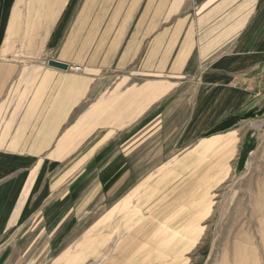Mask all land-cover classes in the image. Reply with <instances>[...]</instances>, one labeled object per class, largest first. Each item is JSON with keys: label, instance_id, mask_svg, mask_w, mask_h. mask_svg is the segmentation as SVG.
Masks as SVG:
<instances>
[{"label": "crops", "instance_id": "1", "mask_svg": "<svg viewBox=\"0 0 264 264\" xmlns=\"http://www.w3.org/2000/svg\"><path fill=\"white\" fill-rule=\"evenodd\" d=\"M21 1L0 0V264H188L244 154L240 123L211 130L264 107V0H44L42 57L13 53Z\"/></svg>", "mask_w": 264, "mask_h": 264}, {"label": "rangeland", "instance_id": "2", "mask_svg": "<svg viewBox=\"0 0 264 264\" xmlns=\"http://www.w3.org/2000/svg\"><path fill=\"white\" fill-rule=\"evenodd\" d=\"M74 2H53V15L67 7L70 13ZM45 5L44 0L20 2L22 12L35 9L36 17L35 25L26 24L28 17L17 18L21 32L15 35L20 47L13 52L16 55L42 57L45 54L42 45L46 36L37 33L47 20L40 16ZM55 20L52 17L51 29L56 26ZM27 45L36 48L27 50ZM253 112L254 116L235 121L245 134L244 154L230 176L213 192L204 235L188 264H264V109H253Z\"/></svg>", "mask_w": 264, "mask_h": 264}, {"label": "trees", "instance_id": "3", "mask_svg": "<svg viewBox=\"0 0 264 264\" xmlns=\"http://www.w3.org/2000/svg\"><path fill=\"white\" fill-rule=\"evenodd\" d=\"M264 109V107L262 108ZM254 112L253 110H248L242 114H233V115H229L227 116L223 121H221L219 124H217L212 130L211 132L217 131V130H221L227 126H230L231 124L235 123V121L243 119V118H247V117H252Z\"/></svg>", "mask_w": 264, "mask_h": 264}, {"label": "water", "instance_id": "4", "mask_svg": "<svg viewBox=\"0 0 264 264\" xmlns=\"http://www.w3.org/2000/svg\"><path fill=\"white\" fill-rule=\"evenodd\" d=\"M48 65L54 66V67H58V68H62V69H66L67 68V64L66 63H62L60 61H56V60H53V59H49L48 60Z\"/></svg>", "mask_w": 264, "mask_h": 264}, {"label": "built area", "instance_id": "5", "mask_svg": "<svg viewBox=\"0 0 264 264\" xmlns=\"http://www.w3.org/2000/svg\"><path fill=\"white\" fill-rule=\"evenodd\" d=\"M73 70H74V71H80L81 68H80L79 66H74V67H73ZM91 264H92V263H91Z\"/></svg>", "mask_w": 264, "mask_h": 264}]
</instances>
